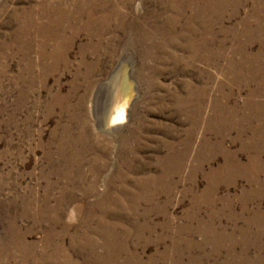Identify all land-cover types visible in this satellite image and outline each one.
<instances>
[{
    "label": "rangeland",
    "instance_id": "obj_1",
    "mask_svg": "<svg viewBox=\"0 0 264 264\" xmlns=\"http://www.w3.org/2000/svg\"><path fill=\"white\" fill-rule=\"evenodd\" d=\"M202 2L0 0V264H264V0Z\"/></svg>",
    "mask_w": 264,
    "mask_h": 264
},
{
    "label": "bare ground",
    "instance_id": "obj_2",
    "mask_svg": "<svg viewBox=\"0 0 264 264\" xmlns=\"http://www.w3.org/2000/svg\"><path fill=\"white\" fill-rule=\"evenodd\" d=\"M209 3V0H203V2H202V5H203V9L206 7V5ZM53 15V14H52ZM46 17H48V15L46 14L45 15ZM52 18H54V16H51ZM67 18V15H62V14H57V18H55V20L58 22V20H60V19H63V20H65ZM142 29V28H141ZM144 30V29H143ZM145 31V30H144ZM141 32V31H140ZM160 32V31H159ZM144 33V32H143ZM154 36V35H153ZM152 36V37H153ZM138 39H139V37H138ZM137 41V43L139 44V45H142V42L141 41H139V40H136ZM145 46V45H144ZM156 46V45H155ZM141 49H143V48H141ZM145 49V48H144ZM124 52H126V54H128V52H127V50H125L124 49V51H123V53ZM52 54V58H55L56 57V52H53V53H51ZM125 55V54H124ZM42 57H44V55L43 54H40V58H42ZM57 59H58V56H57V58L56 59H54V61H53V65L54 64H56V62H57ZM129 60V57H128V55H125V56H122V57H120V59H119V61L121 62V61H123V64L122 65H118L119 66V70L117 71L118 72V77H117V79H115L114 77H115V75H113V76H111L108 80H107V82H106V80H104L103 82H101L100 84H98V87H97V90L99 89V91L101 92V90H103L104 89V85H105V87H106V92L107 93H109L110 94V97H109V100L110 101H112L113 103H112V105H111V108L109 107V109L108 108H106L105 110H103V111H100V112H98L96 115H95V117H96V123H97V125H98V127H100V128H102L103 127V130H104V133H106V134H108L110 131H112L111 133H109V134H113L114 135V133H116V132H118V130L120 129V128H122L126 123H127V120H128V113H129V110H130V108H131V106H132V104H133V102L135 101V99H136V95H135V97L130 101V103H129V107H128V109H127V115H126V117H125V122H124V118L120 115V113L118 112V108L116 107L115 108V99H116V93H117V89H118V86H119V83H120V79H121V73H122V70L124 69V68H126V66H127V63L129 62L128 61ZM118 61V63L120 64V62ZM127 62V63H126ZM131 71L129 70V74H131L130 73ZM129 76H131V75H129ZM131 79H133L132 77H131ZM134 80V79H133ZM135 82V81H134ZM96 90V91H97ZM113 90H115L114 91V93H113ZM113 94H114V96H113ZM105 98V97H104ZM105 100V99H104ZM93 101V104L95 105V103H94V99L92 100ZM108 101V100H107ZM105 103H106V101H105ZM105 106H106V104H105ZM92 109H93V111L94 112H97L98 110H97V108L95 107V106H92ZM107 110H108V113H107ZM114 112V113H113ZM107 113V114H106ZM106 114V115H105ZM110 121V122H109ZM125 123V124H124ZM87 125V124H86ZM106 131V132H105ZM99 132H102V131H99ZM64 135V134H63ZM79 137H81V136H79ZM76 142V141H75ZM83 142V141H82ZM69 144V143H68ZM65 145V144H64ZM75 145H76V143H75ZM71 145H69V147H70ZM82 146V145H81ZM69 149V148H68ZM61 151H63V150H61ZM69 151V150H68ZM66 152V151H65ZM62 153V152H61ZM62 159V158H61ZM61 161V160H60ZM68 161V160H67ZM46 201V200H45ZM46 203V202H45ZM43 205V204H42ZM45 205V204H44ZM44 208V207H43ZM49 208H47V210H48ZM42 210V209H41ZM43 212H45V211H43ZM40 213V212H39ZM39 213H36V214H39ZM43 214V213H42ZM44 216V215H43ZM51 216V215H50ZM41 217V216H40ZM39 218V217H38ZM55 219V218H54ZM50 234H51V232H50ZM50 234L49 233H47L46 234V238H45V241H44V245L45 244H49L50 243ZM46 261H50V262H54L55 264H58V260H57V257L54 255V256H52L51 258H47L46 259Z\"/></svg>",
    "mask_w": 264,
    "mask_h": 264
},
{
    "label": "water",
    "instance_id": "obj_3",
    "mask_svg": "<svg viewBox=\"0 0 264 264\" xmlns=\"http://www.w3.org/2000/svg\"><path fill=\"white\" fill-rule=\"evenodd\" d=\"M135 87L136 83L129 76V66L127 64L126 68L122 70L121 79L115 99V108H118V112L124 118V122L126 120L125 117L127 115L129 103L137 94V90Z\"/></svg>",
    "mask_w": 264,
    "mask_h": 264
}]
</instances>
